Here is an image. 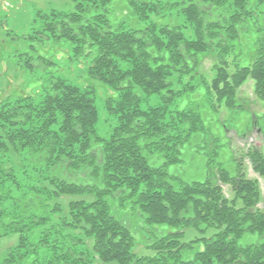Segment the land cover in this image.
<instances>
[{"label":"trees","instance_id":"16d2710c","mask_svg":"<svg viewBox=\"0 0 264 264\" xmlns=\"http://www.w3.org/2000/svg\"><path fill=\"white\" fill-rule=\"evenodd\" d=\"M113 1L71 0L32 31L69 41L90 83L52 76L35 95L0 98V238L14 237L0 264H264V188L234 154V173L219 160L230 130L262 128L249 108H264V0H120L122 20ZM95 84L109 91L103 131ZM203 88V105L184 102ZM206 104L246 113L245 127L216 118L224 134L211 133ZM190 152L206 157L202 180L177 176ZM242 154L264 180L262 148Z\"/></svg>","mask_w":264,"mask_h":264},{"label":"rangeland","instance_id":"374dc122","mask_svg":"<svg viewBox=\"0 0 264 264\" xmlns=\"http://www.w3.org/2000/svg\"><path fill=\"white\" fill-rule=\"evenodd\" d=\"M71 7V0H0V98L25 93L35 95V92H38L40 87L46 84L47 80L52 76L61 77L76 84L91 82L87 71L89 59H84L79 62L71 61L70 55L72 44L69 41L65 39L55 43L51 39L47 40V37L41 38V36L33 34L32 32L33 30H38L43 22L39 16L40 14H47V10L49 11L51 9L58 12H64ZM112 8L113 12L118 11L120 13L122 10L127 9L126 1H113ZM118 16L119 20H122L125 15L120 13ZM150 17L155 21L154 15H151ZM160 22L161 21L159 20L158 23ZM21 53H26V55ZM27 54L34 58L38 57L39 60L43 58V61L37 62L35 66L30 68L20 60L27 56ZM205 55L202 54L200 56L202 59L199 62L198 68L205 78L209 80L211 76L210 66L212 62L210 58L205 57ZM47 61L52 64L49 65L48 63L47 65ZM33 63H35L34 60ZM247 83L252 84L250 80L247 81ZM244 85L241 87L240 94L243 98H247L249 100L248 102H251L254 100L252 89L250 88V85ZM96 86L100 105H98V109H100L101 114L97 130L103 131L105 127V122L103 120V118L105 119V113L102 99H104L109 91L104 90V88H102L103 85ZM178 88H180V85L175 86V89ZM204 93L205 89H200L199 94L184 97L186 99L184 102L191 100L201 104L205 103V99L201 96ZM197 95L199 96L196 97ZM208 108L209 107L206 104L201 116L202 120L207 117L205 122L212 125L211 133H219L220 136H223L224 134V129L218 121H216V118H220L221 121L223 120V123H226V125L229 124V126L235 125L239 129H241L242 126L245 127L247 121L246 113H237V116L229 120V117L225 119V117L228 116L226 112L220 113L222 117H218L217 113L213 114L210 111L211 109ZM249 110L253 112L252 116H258L263 113L260 115L261 117L258 121L262 128L256 123V126H254L252 130L246 131L240 135H237L234 130H230L228 132V137L230 138L228 141L226 140L228 148L221 149L219 152V160L223 162L224 167L230 173H234L235 170L233 169L234 167L229 157L234 154L233 160H241L243 164L239 171L244 172L250 178H256L260 189H263L264 180L252 171L249 162L245 157H242V153L249 146L260 147L264 151V135H260V130H264V108L255 103V105L250 106ZM245 136L248 138L245 139ZM194 142L197 143V141ZM192 153L194 152L187 154L181 167L177 168V176L186 180H202L205 175L206 157L203 154ZM222 187L224 194L229 197V186L222 185ZM260 191L262 193V190ZM195 234L196 232L193 228L187 231V236ZM13 241V236L0 238V253L6 246L12 244ZM143 250L144 249L141 246L135 248V251H138L139 253H142ZM50 251V249H47V255H49ZM95 258L96 256L94 258L91 257V263L101 264L100 262L95 261ZM108 264L115 263L110 262Z\"/></svg>","mask_w":264,"mask_h":264}]
</instances>
